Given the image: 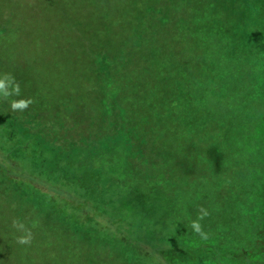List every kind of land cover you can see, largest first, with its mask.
Listing matches in <instances>:
<instances>
[{"label":"rangeland","instance_id":"obj_1","mask_svg":"<svg viewBox=\"0 0 264 264\" xmlns=\"http://www.w3.org/2000/svg\"><path fill=\"white\" fill-rule=\"evenodd\" d=\"M147 7L145 0H0V264H208L206 228L225 233L242 227L238 207L247 199L245 189L238 198L216 196L214 213L190 205L191 220L180 231L184 236L165 239L176 235L171 224L176 193L190 201L200 191L191 179L195 175L172 172L165 157L149 153L145 136L127 145L128 128L114 111H133L132 119H139L137 111L157 82V73L142 64L143 59L155 63L145 54L155 50L172 68L193 64L188 39L177 37L173 26ZM182 14L173 13L175 19ZM137 24L148 33L150 27L156 30L154 38L115 58L112 67L105 65L113 48L108 35L114 42L110 33L118 32L121 44L134 40ZM77 39L79 45L73 44ZM84 50L95 55L96 72L105 73L99 81L119 79L124 94L104 110L114 116L98 137L55 145L48 129L45 133L18 114L39 112L33 98L56 91L51 97H57L69 83L75 88L87 83L92 66L81 57ZM20 102L27 107H13ZM57 112L60 118L64 111ZM169 131L186 135L179 126ZM173 167L179 171L178 160Z\"/></svg>","mask_w":264,"mask_h":264},{"label":"trees","instance_id":"obj_2","mask_svg":"<svg viewBox=\"0 0 264 264\" xmlns=\"http://www.w3.org/2000/svg\"><path fill=\"white\" fill-rule=\"evenodd\" d=\"M174 1L145 3L148 13L162 15L164 24L172 25L177 37L188 39L193 65L180 63V67L172 68L155 50L145 54L155 62L142 60L157 73L155 87L148 89L149 100L137 111L139 119H132L133 111H120L119 115L114 111L116 118H121L128 128L127 145L145 136L149 153L165 157L172 172L195 175L191 179L200 191L190 201L181 191L176 193L171 203L177 207L171 214L176 235L165 239L184 236L180 231L191 220L190 205H205L214 213L216 196L221 200L229 195L238 198L239 190L245 189L247 199L238 207L242 227L229 228L224 233L208 226L205 238H211L208 245L204 242V256L208 264H242L244 260L247 264H264V0H182L170 7ZM180 11L183 14L175 19L173 13ZM85 30L90 33L89 28ZM134 30V40L122 44L119 33L112 31L118 46L108 35L113 48L105 65L112 67L115 58L138 49L157 32L150 27L148 33L140 24L134 25ZM84 40L89 43L90 36ZM73 44L79 45L78 39ZM80 54L92 66L91 73L84 77L87 83L82 81L76 88L69 83L57 97H51L56 91L51 96L33 98L32 107L39 112L18 114L23 122L43 126L45 133L48 129V140L55 145L98 137L107 127L110 114L114 116L113 111L104 110L124 94L119 79L99 81L105 73L96 72L91 60L95 55L87 50ZM57 111H64L60 118ZM173 126L183 128L186 135L180 138L171 134L169 128ZM210 127L217 128L212 132ZM177 160L179 171L173 167ZM193 163L199 165V170L192 168ZM187 233L192 237L191 231ZM184 244H188L187 239ZM219 252L224 255L221 259Z\"/></svg>","mask_w":264,"mask_h":264},{"label":"clouds","instance_id":"obj_3","mask_svg":"<svg viewBox=\"0 0 264 264\" xmlns=\"http://www.w3.org/2000/svg\"><path fill=\"white\" fill-rule=\"evenodd\" d=\"M3 89V82L0 81V90ZM13 107L16 108V107H27V104H25L24 102H20L19 104H13ZM197 230L199 231V229L197 228ZM21 243H27V240L25 239H21L20 241Z\"/></svg>","mask_w":264,"mask_h":264}]
</instances>
